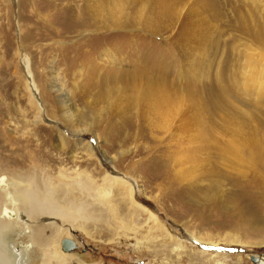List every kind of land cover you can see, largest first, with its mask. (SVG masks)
<instances>
[{
	"label": "rangeland",
	"instance_id": "rangeland-1",
	"mask_svg": "<svg viewBox=\"0 0 264 264\" xmlns=\"http://www.w3.org/2000/svg\"><path fill=\"white\" fill-rule=\"evenodd\" d=\"M125 1L129 4L127 0ZM255 1L254 8L258 11L254 10L255 16L264 17V8L261 6L264 2ZM62 2L0 0V130L7 131L6 133L11 134L16 141L11 159H42L43 168L36 173L38 180L42 182L38 185L41 194L39 196L43 206L52 202H56L57 205L49 209L43 208L40 217H45L40 220L39 217L37 222L57 226L63 233L59 239H71L76 243L77 246L72 249V253L67 254L66 264H261L259 260L264 258V245L259 244L264 242V198L257 195L253 182L236 191L228 177L235 173L228 170L225 165L217 168L216 172H221L214 176V180L218 181L215 184L220 187L221 197L229 198L237 192L234 196L235 202L228 204L226 209H220L214 198L207 201H200L196 197L190 198L182 188L172 185L162 174L161 169H156V164L149 167L139 163V159H158L164 151L163 146H167L169 134H159L165 144L159 143L158 140L154 142L149 140L150 146L143 141L135 145L126 143L124 146L122 141L118 140L116 148L112 149L109 145L112 143L110 139L112 136L108 133L103 135L100 142L92 133L77 136L66 131L62 123L55 122L49 116L47 109L42 105V98L36 85L39 84L38 87L45 89L51 111L56 118H60L58 100L49 93L39 73L46 75L53 67L50 64L52 57L55 60L54 65L59 67L60 57L68 52V47L63 45H53L52 49L49 48L57 35L53 28L58 26V30L62 32L69 29L68 20L63 21L62 17L59 18L61 14L58 15L59 9L64 5ZM184 3L178 9L179 19L163 20L161 25L165 24L166 29H161L160 26L155 31L161 36L154 37L153 33L144 30L141 31L142 34L125 30L111 35L112 39L91 38L89 43L82 45L77 52L76 66L71 61V69L74 67L79 69L85 64L79 61L85 58L88 72L84 73V78L90 74L87 77L88 82L90 78L93 81L100 77L122 80L142 78L148 68H152V72L147 75L154 79L158 74L164 76L162 70L166 69L169 77H165V81L172 86L176 83L177 86L180 83L175 80L179 73L177 67L186 62L190 66L198 63L197 73L189 75L188 71L183 73V76L188 78L185 84H188L189 90H194L193 87L198 82L193 79V75L202 72L205 74L202 81L214 79L218 71L221 74L223 64L226 65L228 61L229 72L226 75L229 77L238 62L245 60L241 55L252 62L264 64L263 46L250 43V47H246L245 42L251 40L237 31H229L223 36H218L220 46L216 48L198 49L194 45V40L190 43L196 49L183 43V39L190 35L182 27L196 21L200 16L196 13H204L203 7H200L196 0H187ZM132 6L130 4L126 6V13L137 19V9L131 8ZM147 6L145 0V8ZM226 8L223 6L222 11L230 15L231 9ZM158 9L164 15L168 13L161 7ZM148 11L151 12L150 9ZM63 37L56 39L67 43V39ZM105 50L116 51L117 55L103 57L101 54ZM109 58L118 62L111 63ZM41 59H44L42 66ZM165 66H170L171 69ZM184 66L189 67L187 64ZM27 83L31 85V95L42 111V119L38 124L30 122L34 120V115L33 110L27 107L25 91ZM93 89L92 87L91 90ZM78 92L80 93V90ZM74 107L80 111H89L77 102ZM258 119L263 120L264 114L260 113ZM254 125L257 130L259 129V135L261 133L259 138H262L264 147V129L259 127L258 121L254 122ZM53 127H57L71 141L84 140L92 148V155L84 153L83 148H78L74 152L58 150L55 146ZM192 141L194 144L190 155H193L194 159H206V156L197 153L199 149V145L195 144L197 141ZM122 150L129 153L120 157L118 151ZM72 155L76 156L72 158L74 160L71 159ZM107 155L111 158L117 156L119 160L117 167L110 162ZM94 158L95 160H90ZM86 164H90V167ZM86 172L90 177L87 178ZM107 176L117 178L127 186L117 188L105 179ZM25 180L27 183V179ZM130 189L133 190L135 201L153 213L164 229L150 221L148 214L132 205L128 191ZM247 206L252 209L253 214L241 216L240 212ZM57 210L64 211L66 219L56 216L60 215ZM21 212L25 215L24 211ZM50 213L55 214L47 218ZM20 224L13 225L16 246L25 245L28 241L20 235L25 228H20ZM51 233V230L47 229L46 234ZM170 236L174 240L170 239ZM32 247L34 248L30 249V252L35 257L37 249L36 246ZM36 260L35 257L32 264H38Z\"/></svg>",
	"mask_w": 264,
	"mask_h": 264
},
{
	"label": "bare ground",
	"instance_id": "bare-ground-1",
	"mask_svg": "<svg viewBox=\"0 0 264 264\" xmlns=\"http://www.w3.org/2000/svg\"><path fill=\"white\" fill-rule=\"evenodd\" d=\"M61 1L64 5L59 9L58 15L61 14L59 18L62 17L63 21L68 20L67 28L69 29L62 32L58 30V26L52 28L57 35L64 36L67 43L58 41L56 38L60 36L56 35L49 48H53V45H63L68 47V52L60 57L62 67L61 65L56 67L52 57L50 64L53 67L46 75L39 73L49 93L58 100L61 109L60 118H56L51 111L45 89L38 87L39 84L36 85L43 107L47 109V113L55 122L62 123L66 131L77 136L95 134L99 142L102 141L103 135L108 133L112 136L110 138L112 143L109 144L112 149L116 148L118 140H121L124 146L126 143L135 145L142 141L150 146L149 140L153 142L158 140L159 143L165 144L160 135L169 134V141L166 143L167 146H163L164 151L161 157L139 159V163L149 167L156 164V169H161L166 179L176 188H182L190 198L196 197L200 201L214 198V202L217 201L220 209H226L228 204L234 203V196L237 193L235 192L229 198L221 197L219 194L220 187L215 184L218 181L214 180V176L221 172H216L221 165H225L228 170L235 173L228 177L236 191L247 183L253 182L257 195L264 198V147L262 138H259L261 133L259 135V129L257 130L254 125V122L258 121L259 127L264 129V119H258L260 113L264 114L263 63L252 62L241 55L245 60L238 62L239 64L229 77L226 75L229 72L228 61L226 65L223 64L221 74L218 71L214 79L204 80L205 84L202 81L204 73L193 75V79L198 82L193 87L194 90H189L188 84H185L188 78L186 79L187 76H183V73L186 71L188 75L197 73L199 65L195 61H193L195 65L190 66L186 62L177 67L179 73L176 72L175 80L180 81L177 86L176 83L172 86L165 81V77H169L166 69L162 70L165 73L164 76L158 74L159 76L154 77L155 80L149 78L147 74L152 72V68H148L142 78L122 80L100 77L93 81L90 78L88 82L87 77L90 74L84 78V73L88 72V63L85 58L79 61L85 63L79 69L75 67L71 69V61L76 66L77 52L82 45L89 43L91 38L112 39L111 35L125 30L140 34L144 30L153 33L154 37L161 36L155 31L160 26L161 29H166L165 24L161 25L162 21L179 19L178 9L187 0H147L146 8L151 10L150 13L145 8V0L139 2L127 0L130 6L133 5L131 8L137 9H135L136 15L138 14L137 19L126 13V6L129 4H126L125 0ZM196 1L200 7H203L204 13H196L200 16L196 21H191L190 25L184 22L186 25L182 29L185 28L190 35L183 39V43L187 46L196 49L190 43L194 40V45L198 49L216 48L220 46L218 36H223L229 31H237L251 40V42H245L246 47H250L251 43L257 46L262 45L264 48V17L255 16V0H224L223 3L221 0ZM261 1L264 2V0ZM223 6L231 9L230 15L222 11ZM261 6L264 8V4ZM159 7L168 13L164 15L158 9ZM258 14L260 15V12ZM232 42L234 43L235 40ZM101 55L116 56L117 52L105 50ZM42 60L44 59L40 61L41 66ZM109 62L118 61L109 58ZM185 64L190 68L184 66ZM166 68L171 69L170 66ZM92 87L93 90H91ZM31 90V85L27 83L25 86L27 107L33 110L34 115V120L30 122L38 124L42 119V111L34 96L31 95ZM75 102L89 111L84 112L75 108ZM52 131L55 133V146L58 150L74 152L78 148H83L84 153L92 155V148L84 140L71 141L57 127H53ZM6 132L0 130V264H32L35 257L38 264H66L67 254H71L72 250L62 249L63 239H59L62 231L57 226H47L37 222L43 208L49 209L57 205L56 202H52L43 206L39 196L38 185L42 182L38 180L36 173L43 168L42 159H11L16 141ZM192 140H196L195 144L199 145L197 153L206 156V159H194L193 155H190L194 144ZM23 148L25 151L26 146ZM128 153L129 151H118L120 157ZM75 157L72 155L71 159ZM116 157L108 156L110 162L117 167L119 160ZM86 166L90 167V164ZM86 174L87 178L90 177L87 172ZM25 179L27 183L24 182ZM105 179L117 188L127 186L125 182L117 178L107 176ZM128 191H130L132 205L148 214L150 221H154V224L163 228L153 213L135 201L133 190ZM248 206L240 212L241 216L253 214ZM21 211H24L25 215ZM57 212L60 215L56 216L66 219L64 211L57 210ZM50 214L46 217H53L55 213ZM43 217L45 216L40 217L39 220ZM14 223H22L20 228L25 227L20 235L28 240L27 244L15 245ZM47 229L51 230L50 235L46 234ZM170 239L174 240L172 237ZM259 245H264V242ZM32 246H36L37 249L35 257L30 252V249L34 248ZM259 261L264 264V258Z\"/></svg>",
	"mask_w": 264,
	"mask_h": 264
},
{
	"label": "water",
	"instance_id": "water-1",
	"mask_svg": "<svg viewBox=\"0 0 264 264\" xmlns=\"http://www.w3.org/2000/svg\"><path fill=\"white\" fill-rule=\"evenodd\" d=\"M75 242L71 239H63L62 240V249L64 251H67V250H72L75 248Z\"/></svg>",
	"mask_w": 264,
	"mask_h": 264
}]
</instances>
